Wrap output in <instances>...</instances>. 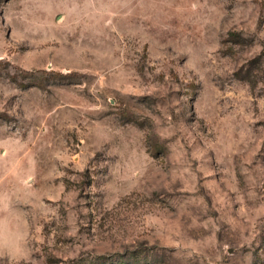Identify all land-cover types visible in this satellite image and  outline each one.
Instances as JSON below:
<instances>
[{
	"label": "rangeland",
	"instance_id": "1",
	"mask_svg": "<svg viewBox=\"0 0 264 264\" xmlns=\"http://www.w3.org/2000/svg\"><path fill=\"white\" fill-rule=\"evenodd\" d=\"M0 264H264V0H0Z\"/></svg>",
	"mask_w": 264,
	"mask_h": 264
}]
</instances>
